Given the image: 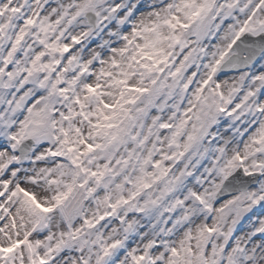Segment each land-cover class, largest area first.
I'll return each instance as SVG.
<instances>
[{"label": "snow or ice", "instance_id": "6c2138e0", "mask_svg": "<svg viewBox=\"0 0 264 264\" xmlns=\"http://www.w3.org/2000/svg\"><path fill=\"white\" fill-rule=\"evenodd\" d=\"M0 264H264V0H0Z\"/></svg>", "mask_w": 264, "mask_h": 264}]
</instances>
